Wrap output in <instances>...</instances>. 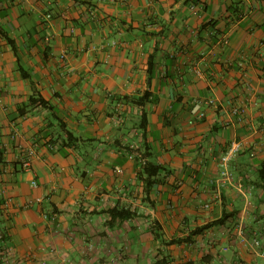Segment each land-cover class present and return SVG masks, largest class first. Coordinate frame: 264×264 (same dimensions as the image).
<instances>
[{
    "label": "crops",
    "instance_id": "obj_1",
    "mask_svg": "<svg viewBox=\"0 0 264 264\" xmlns=\"http://www.w3.org/2000/svg\"><path fill=\"white\" fill-rule=\"evenodd\" d=\"M263 168L264 0H0L2 264H264Z\"/></svg>",
    "mask_w": 264,
    "mask_h": 264
},
{
    "label": "built area",
    "instance_id": "obj_2",
    "mask_svg": "<svg viewBox=\"0 0 264 264\" xmlns=\"http://www.w3.org/2000/svg\"><path fill=\"white\" fill-rule=\"evenodd\" d=\"M48 18H51V16H48ZM63 59H65V56H63ZM210 104L215 105V102L211 101ZM201 116L203 117L205 115L202 114ZM241 149H242V143L240 141H234L231 147L229 148V150L222 157L221 164L225 168L226 171L228 170L230 163L239 155V153L241 152ZM28 154H29V158L25 160L24 166L26 169H31L33 165V161L37 158V151L35 149H30L28 151ZM32 185L34 188H38L37 182H33ZM37 201L41 203L43 201V198H39ZM254 244L258 248L261 245L260 241L258 240H255ZM262 256L264 257V253L262 254Z\"/></svg>",
    "mask_w": 264,
    "mask_h": 264
},
{
    "label": "trees",
    "instance_id": "obj_3",
    "mask_svg": "<svg viewBox=\"0 0 264 264\" xmlns=\"http://www.w3.org/2000/svg\"><path fill=\"white\" fill-rule=\"evenodd\" d=\"M144 171L149 176V179L151 180L152 177L154 178L155 176H157L161 172V168L155 167L153 165H146ZM261 179L263 181V187H264V168L261 172ZM222 222H223V220H220V221L214 222L213 225L221 224ZM6 238H7V236L5 233L0 235V243L4 242L6 240ZM0 264H2L1 256H0Z\"/></svg>",
    "mask_w": 264,
    "mask_h": 264
}]
</instances>
